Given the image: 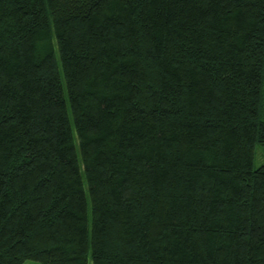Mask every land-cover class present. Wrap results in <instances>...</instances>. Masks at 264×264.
<instances>
[{
	"label": "trees",
	"instance_id": "obj_1",
	"mask_svg": "<svg viewBox=\"0 0 264 264\" xmlns=\"http://www.w3.org/2000/svg\"><path fill=\"white\" fill-rule=\"evenodd\" d=\"M256 145L264 0H0V264H264Z\"/></svg>",
	"mask_w": 264,
	"mask_h": 264
},
{
	"label": "rangeland",
	"instance_id": "obj_2",
	"mask_svg": "<svg viewBox=\"0 0 264 264\" xmlns=\"http://www.w3.org/2000/svg\"><path fill=\"white\" fill-rule=\"evenodd\" d=\"M262 164H264V152L262 151V148L260 146L256 145L254 149L253 168H257ZM23 264H41V263L33 260H26L23 262Z\"/></svg>",
	"mask_w": 264,
	"mask_h": 264
}]
</instances>
